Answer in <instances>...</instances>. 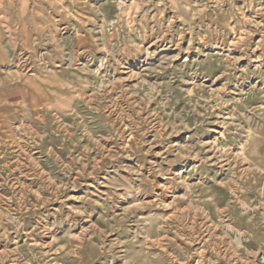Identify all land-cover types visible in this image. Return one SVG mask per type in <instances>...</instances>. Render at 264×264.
Here are the masks:
<instances>
[{
    "label": "rangeland",
    "instance_id": "obj_1",
    "mask_svg": "<svg viewBox=\"0 0 264 264\" xmlns=\"http://www.w3.org/2000/svg\"><path fill=\"white\" fill-rule=\"evenodd\" d=\"M131 3L0 57V264H264V0Z\"/></svg>",
    "mask_w": 264,
    "mask_h": 264
},
{
    "label": "crops",
    "instance_id": "obj_2",
    "mask_svg": "<svg viewBox=\"0 0 264 264\" xmlns=\"http://www.w3.org/2000/svg\"><path fill=\"white\" fill-rule=\"evenodd\" d=\"M135 6L141 0H126ZM86 0H0V57L33 56L42 41H51L54 28ZM64 24V23H63Z\"/></svg>",
    "mask_w": 264,
    "mask_h": 264
}]
</instances>
